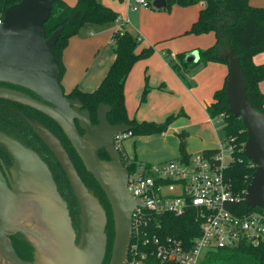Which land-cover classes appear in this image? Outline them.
Segmentation results:
<instances>
[{
  "label": "water",
  "instance_id": "water-1",
  "mask_svg": "<svg viewBox=\"0 0 264 264\" xmlns=\"http://www.w3.org/2000/svg\"><path fill=\"white\" fill-rule=\"evenodd\" d=\"M55 0H21L8 7L0 23V83L32 91L40 100L21 91L0 86V98L27 105L53 119L63 130L87 171L103 190L114 219V241L109 264H127L133 237V215L144 202L127 190L124 166L115 136L132 130L128 124L112 125L111 108L101 104L97 124L79 100L66 96L60 83V68L52 48L62 28L48 38V22ZM161 8L166 0H154ZM219 56L229 61L226 101L230 113L242 120L246 131L244 156L255 166L247 185L245 204L264 210V113L247 94L240 59L230 42L219 47ZM198 52L187 56L196 62ZM78 126L84 131L79 132ZM40 137L62 167L80 209L81 236L76 233L66 199L58 190L48 164L18 140L0 132V143L13 159L7 179L0 171V264H31L22 260L8 235L21 233L34 246V264H103L107 251L106 212L86 187L59 139L41 127ZM105 151L109 160H102ZM36 220L35 228L23 221Z\"/></svg>",
  "mask_w": 264,
  "mask_h": 264
},
{
  "label": "trees",
  "instance_id": "trees-1",
  "mask_svg": "<svg viewBox=\"0 0 264 264\" xmlns=\"http://www.w3.org/2000/svg\"><path fill=\"white\" fill-rule=\"evenodd\" d=\"M21 0H0V19L3 20L6 9ZM152 1L149 0L151 9L170 11L174 5L190 6L199 3H205V7L201 10L198 20L193 24L190 34L204 35L210 32H216V46L207 50L198 51L200 55L199 62L207 64L209 62H221L228 66L229 61L219 56V47L224 45V41L228 40L240 59L243 69V77L247 85V94L253 106L264 113V92L260 89V83L264 81V63L257 64L254 57L264 52V9L253 7L250 0H166V5L161 8H155ZM118 14L112 9L104 6L98 0H78L75 6H69L62 0H55L51 12V16L46 23L47 38L56 30L62 28V33L52 48L53 55L56 57L60 68V83L65 68L62 61L63 51L67 47L69 40L76 36L80 29L88 23L95 25H105L107 23L116 22ZM141 42L139 37L132 35L128 31L116 32L113 35V51L115 60L107 72L105 78L99 87L93 92H83L79 89L73 90L66 96L71 100H79L84 109L90 111L92 123L97 124V109L101 104H105L111 108L108 114V120L112 125L128 124L132 126V136L151 135L162 133L167 127V123H137L128 118L125 100L124 85L126 79L133 66L141 59L150 57L154 53V48L146 47L138 51ZM188 54H181L184 65L185 58ZM174 69H177L173 65ZM230 72L226 77V81L222 90L216 92L214 102L208 106V114L211 118H217L221 114L225 115V125L223 128L224 138L237 137L240 143H245L247 136L245 127L240 118L233 116L229 111L226 101V85ZM1 86H7L16 89L17 86L7 83H0ZM62 85V84H61ZM147 91V90H146ZM12 104H20L10 99L0 98V121L9 122L11 113L6 112ZM23 105V104H22ZM24 106V105H23ZM27 107V106H26ZM34 110V109H33ZM40 114L43 120H46L47 128L59 139L66 149L70 159L72 160L76 171L86 187L99 200L106 212L107 225V251L103 264H109L114 241V219L111 206L101 189L100 185L94 177L87 171L82 160L77 154L75 148L63 132L62 128L50 117ZM79 132L84 131L78 126ZM51 161H49L50 169L56 176L59 186L65 193V190L73 196L72 188L59 162L53 156L51 151L46 148ZM124 161L126 152L124 148L119 150ZM216 150H207L204 153L207 156H213ZM4 155V153L2 154ZM102 160H109V156L105 151L100 152ZM180 159L188 160L183 141L180 144ZM133 159V162H137ZM129 170V166H127ZM255 172V166L244 156L243 152H236L235 160L225 169V178L229 181L233 193L240 198L245 197L247 185L249 184L252 174ZM234 208L244 215L260 208H250L241 201ZM162 230L160 236H171L182 239L192 244L200 232L199 224L194 215L189 213L185 216L175 217L168 215L162 221ZM135 239L133 238L132 243ZM144 264H175L161 262L155 255L148 254ZM200 264H264V247H254L251 244H243L234 250H210L208 251Z\"/></svg>",
  "mask_w": 264,
  "mask_h": 264
},
{
  "label": "crops",
  "instance_id": "crops-1",
  "mask_svg": "<svg viewBox=\"0 0 264 264\" xmlns=\"http://www.w3.org/2000/svg\"><path fill=\"white\" fill-rule=\"evenodd\" d=\"M62 1L69 6L78 2ZM98 1L117 13L119 19L105 25L85 24L69 40L62 56L64 92L70 94L76 88L88 93L96 90L115 60L113 35L126 30L139 37L138 51L154 48L150 57L133 66L126 79L124 100L129 120L164 124L172 117L162 133L126 140V156L147 164L177 160L182 141L189 158L218 149L224 140V125L210 117L208 106L224 87L229 68L221 62L203 64L199 62L200 55L196 62L187 60L190 53L207 50L217 43L216 32L189 33L205 3L174 5L170 11L143 7L133 11L135 0ZM250 5L264 9V0H250ZM181 54H188V65H184ZM254 62L264 63V52L256 55ZM260 89L264 92V81Z\"/></svg>",
  "mask_w": 264,
  "mask_h": 264
},
{
  "label": "built area",
  "instance_id": "built-area-1",
  "mask_svg": "<svg viewBox=\"0 0 264 264\" xmlns=\"http://www.w3.org/2000/svg\"><path fill=\"white\" fill-rule=\"evenodd\" d=\"M142 7L151 8L149 0H135L132 4L133 11ZM216 119L225 125L224 114ZM131 137L130 131L116 135L115 146L122 149ZM244 145L237 137L224 138L213 156L202 152L188 160L153 164L133 162L124 155V166H129L127 190L145 204L133 215L135 241L131 242L127 264H144L148 254L161 262L200 264L210 250H234L243 244L264 247V210L240 215L234 206L245 197L233 193L224 175L236 152H243ZM189 213L194 215L200 232L191 245L182 239L159 235L166 216Z\"/></svg>",
  "mask_w": 264,
  "mask_h": 264
},
{
  "label": "flooded vegetation",
  "instance_id": "flooded-vegetation-1",
  "mask_svg": "<svg viewBox=\"0 0 264 264\" xmlns=\"http://www.w3.org/2000/svg\"><path fill=\"white\" fill-rule=\"evenodd\" d=\"M1 87L11 88L7 86H1ZM14 90L21 91L25 94L30 95L35 99L40 100L32 91L26 88L17 86L16 89ZM23 105L22 103H20V104H12L9 105L8 107L3 106L4 108H8L6 112L11 113V116L9 117V122H7L6 120L2 122L0 121V132L18 140L23 145L30 147L31 149L36 151L39 154V156L48 164L50 168L49 161H51V157L49 156L48 151L46 149L48 147L40 137L41 127H44L47 130H49L46 126L47 125L46 120H43L40 114L34 112V110L35 111L38 110L36 109L33 110V108L31 107L27 105L24 106ZM3 153L4 155H2ZM12 165H13L12 157L6 151L5 147L0 143V171L6 179H7V174L10 173V168L12 167ZM52 175L56 181L59 192L67 201L68 208L70 211V216L72 219V225L76 233V242H78L81 236L80 209L78 202L77 200L72 199L73 198L72 195L66 190L64 193L62 186H59L58 184L56 176L53 173ZM23 223L26 224L27 226L35 228L38 222L36 220L31 219L30 221H23ZM8 238L10 239L15 251L22 260L31 264L35 263L36 250L34 249V246L31 243V241L26 236H24L21 233H13L8 235ZM3 264L6 263L4 262Z\"/></svg>",
  "mask_w": 264,
  "mask_h": 264
},
{
  "label": "rangeland",
  "instance_id": "rangeland-1",
  "mask_svg": "<svg viewBox=\"0 0 264 264\" xmlns=\"http://www.w3.org/2000/svg\"><path fill=\"white\" fill-rule=\"evenodd\" d=\"M228 162H229V157L227 156V157H226V163H228Z\"/></svg>",
  "mask_w": 264,
  "mask_h": 264
}]
</instances>
